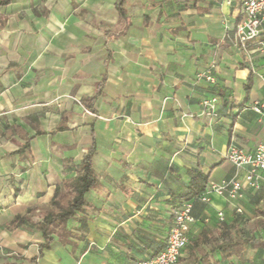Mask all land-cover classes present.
Segmentation results:
<instances>
[{
  "label": "crops",
  "instance_id": "1",
  "mask_svg": "<svg viewBox=\"0 0 264 264\" xmlns=\"http://www.w3.org/2000/svg\"><path fill=\"white\" fill-rule=\"evenodd\" d=\"M241 1L0 3V264H135L164 247L191 175L243 179L226 154L264 139V24L242 49ZM210 65L214 84L198 77ZM90 149L85 228L58 225L41 247L43 215ZM242 193L190 200L177 264H264V189Z\"/></svg>",
  "mask_w": 264,
  "mask_h": 264
},
{
  "label": "built area",
  "instance_id": "2",
  "mask_svg": "<svg viewBox=\"0 0 264 264\" xmlns=\"http://www.w3.org/2000/svg\"><path fill=\"white\" fill-rule=\"evenodd\" d=\"M241 17L235 25V38L242 49H246L248 42L259 38L261 27L264 24V0H242L240 5ZM264 52V43H260ZM213 65H210L199 78L214 84L212 75ZM219 97L207 95L200 102L199 116L204 117L208 122H213L217 114ZM253 110L260 115V124L264 130V105H255ZM226 159L233 165L236 172L243 171V179L231 178L222 180L219 183L209 182L204 193H217L230 199H241L244 188L255 191L264 189V139L259 142L252 152H246L240 147L231 146L226 154ZM192 203L190 201L181 204L175 212L172 224L169 228L165 245L160 252L153 257L140 260L135 264H177L181 252L189 243L190 226L196 222L192 215ZM241 213L239 209L236 210ZM218 219L222 220V213L217 214Z\"/></svg>",
  "mask_w": 264,
  "mask_h": 264
},
{
  "label": "trees",
  "instance_id": "3",
  "mask_svg": "<svg viewBox=\"0 0 264 264\" xmlns=\"http://www.w3.org/2000/svg\"><path fill=\"white\" fill-rule=\"evenodd\" d=\"M7 0L0 1L6 3ZM119 6V3H118ZM250 77V76H249ZM248 89V88H247ZM93 152L90 149L82 158L77 167V174L74 179L65 183L64 188L69 190L70 197L63 196L65 200L63 205L59 201L51 202V209L43 215L44 222L40 224L39 229L42 232L45 240L41 247H48L52 241V234L57 233L58 225H64L68 221L78 220L81 222L82 228L86 226V208L89 207L85 200V194L94 189L97 185V178L93 169ZM207 176L201 173L191 175L186 193L181 196V199L190 201L200 196L206 188ZM59 207V211L55 212L53 208ZM62 230V228H61ZM255 246L254 243L251 244ZM264 248V244H260Z\"/></svg>",
  "mask_w": 264,
  "mask_h": 264
},
{
  "label": "rangeland",
  "instance_id": "4",
  "mask_svg": "<svg viewBox=\"0 0 264 264\" xmlns=\"http://www.w3.org/2000/svg\"><path fill=\"white\" fill-rule=\"evenodd\" d=\"M247 235H249V232L247 231V232H245V235L244 236H247ZM244 253L245 254H247V255H251V253H255V251H253L252 249H250V248H245L244 249ZM244 263H248V264H251L250 262H248V261H244ZM256 263V262H255ZM257 264V263H256ZM259 264V263H258Z\"/></svg>",
  "mask_w": 264,
  "mask_h": 264
}]
</instances>
